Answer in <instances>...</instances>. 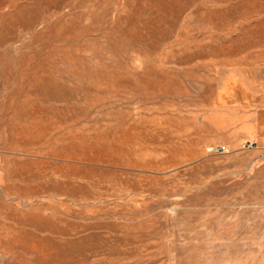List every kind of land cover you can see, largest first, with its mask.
<instances>
[{
	"label": "rangeland",
	"instance_id": "obj_1",
	"mask_svg": "<svg viewBox=\"0 0 264 264\" xmlns=\"http://www.w3.org/2000/svg\"><path fill=\"white\" fill-rule=\"evenodd\" d=\"M4 90L3 114L22 111L21 91L30 111L78 108L80 182L93 188L80 186L89 198L59 241L18 243L30 264L170 249L247 264L230 257L232 219L264 212V0H0ZM125 111L137 129L121 139L83 123Z\"/></svg>",
	"mask_w": 264,
	"mask_h": 264
},
{
	"label": "crops",
	"instance_id": "obj_2",
	"mask_svg": "<svg viewBox=\"0 0 264 264\" xmlns=\"http://www.w3.org/2000/svg\"><path fill=\"white\" fill-rule=\"evenodd\" d=\"M9 93L4 90L0 95V107L7 104ZM30 94L20 92L19 97L25 99L21 112L0 113V264H30V254L18 243L59 241L62 221L72 219L73 211L78 212L79 201L89 198L88 191L80 192V186L93 191L91 185L80 182L78 108L75 107L74 112L72 107L66 108L63 112L61 107L55 106V101L43 99L35 104L48 105L45 111H30L34 103ZM24 107H28V111L23 112ZM127 117L125 111L124 115H103L98 121L92 112L83 123H102L105 129L115 130L121 139L137 129L135 122L130 120L137 118L136 114ZM69 129L66 137L70 136V141H66L60 135ZM57 130L60 132L56 133ZM129 135L135 137L134 133ZM64 143H69L68 153L55 148ZM131 145L127 146L129 152ZM258 207L261 204L238 212L235 220L232 219L235 229L232 241L237 245L230 257L245 254L249 258L247 264H256L251 258L264 253V227L260 229L257 225V217L264 212L258 211ZM200 252L121 250L107 254H114L109 256L114 258L110 261L112 264H203V261L194 260L209 257Z\"/></svg>",
	"mask_w": 264,
	"mask_h": 264
},
{
	"label": "built area",
	"instance_id": "obj_3",
	"mask_svg": "<svg viewBox=\"0 0 264 264\" xmlns=\"http://www.w3.org/2000/svg\"><path fill=\"white\" fill-rule=\"evenodd\" d=\"M209 151L212 152V153H214V154H219V153H221V152L224 151V148H222V147H216V148L209 149Z\"/></svg>",
	"mask_w": 264,
	"mask_h": 264
}]
</instances>
